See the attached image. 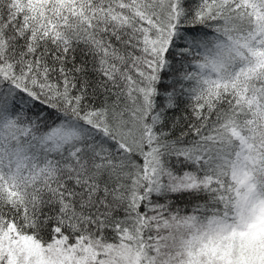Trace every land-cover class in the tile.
Returning a JSON list of instances; mask_svg holds the SVG:
<instances>
[{
	"label": "snow or ice",
	"instance_id": "obj_1",
	"mask_svg": "<svg viewBox=\"0 0 264 264\" xmlns=\"http://www.w3.org/2000/svg\"><path fill=\"white\" fill-rule=\"evenodd\" d=\"M0 264H264V0H0Z\"/></svg>",
	"mask_w": 264,
	"mask_h": 264
}]
</instances>
